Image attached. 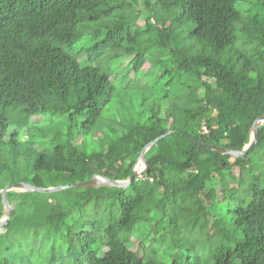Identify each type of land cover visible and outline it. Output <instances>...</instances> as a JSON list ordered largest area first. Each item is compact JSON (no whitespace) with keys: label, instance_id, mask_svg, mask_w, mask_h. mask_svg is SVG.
<instances>
[{"label":"trees","instance_id":"obj_1","mask_svg":"<svg viewBox=\"0 0 264 264\" xmlns=\"http://www.w3.org/2000/svg\"><path fill=\"white\" fill-rule=\"evenodd\" d=\"M261 115L264 0H0V189L128 179L171 131L126 187L7 191L0 264H264V123L189 139Z\"/></svg>","mask_w":264,"mask_h":264},{"label":"water","instance_id":"obj_2","mask_svg":"<svg viewBox=\"0 0 264 264\" xmlns=\"http://www.w3.org/2000/svg\"><path fill=\"white\" fill-rule=\"evenodd\" d=\"M264 123V115L258 116L252 123L251 125V130H250V137L249 140L240 150H233L229 148H225L222 146L214 145L211 143H206L202 141H198L193 139L192 137L189 136V139L198 143L199 145L202 146H207L213 150L219 151L221 153H227L235 157H243L256 143L257 138H258V129L259 125ZM171 131H166L165 133L159 135L156 137L154 140L148 142L141 150L138 158L136 159L132 173L129 176L128 179H109L105 177L104 175L101 174H94L91 178L84 180V181H77L72 184H62V185H55V186H48V187H37L35 185H32L27 182L23 181H18L14 183H8L4 187L0 189V194H1V199L3 203V209H4V214L0 218V232L2 231L3 226L8 222L12 211H13V206L8 202L6 198V192L9 190H16V191H37V192H54V191H59L65 188H72V187H88V186H97L101 184H108L111 186H116V187H126L130 181L135 177L139 176L147 167V160L144 156V153L146 150L153 145L157 140H159L161 137L165 136L167 133ZM142 163V166L139 170L136 169V165L138 162Z\"/></svg>","mask_w":264,"mask_h":264},{"label":"rangeland","instance_id":"obj_3","mask_svg":"<svg viewBox=\"0 0 264 264\" xmlns=\"http://www.w3.org/2000/svg\"><path fill=\"white\" fill-rule=\"evenodd\" d=\"M236 7L242 12H246L248 9H250V11H255V8L253 6H251V3H248L246 1H238L236 3ZM144 15L141 16V19H143ZM129 57H122V59H120L119 61H114V63L112 64V67L115 69L114 73L112 75V80L115 81L116 84H118L119 82H123V84H126V82L129 80V78L132 77V73H129L128 75L125 74L126 72V66H124L126 64V62L128 61ZM121 63H123L122 65H120ZM141 81L142 82H149L151 83L152 78L151 75H142L141 77ZM32 120L34 121H43V116L39 115V116H33ZM26 130V129H25ZM24 130V132H25ZM14 128L11 127L10 130L8 131V137L13 133ZM39 148H42V145H39ZM8 184V183H7ZM146 229V227H145ZM139 232V231H138ZM140 233V232H139ZM163 233V231H162ZM142 235V233H141ZM143 236V235H142ZM145 240H148L147 235L145 234ZM169 239L170 236L169 234L165 233V235L163 236L162 240H160L159 242H157L155 244L156 247V256L158 259L163 260V261H168L169 255L171 253H173V248L171 247V245L169 244ZM131 244V243H130Z\"/></svg>","mask_w":264,"mask_h":264},{"label":"bare ground","instance_id":"obj_4","mask_svg":"<svg viewBox=\"0 0 264 264\" xmlns=\"http://www.w3.org/2000/svg\"><path fill=\"white\" fill-rule=\"evenodd\" d=\"M141 166H142V163L139 161V162L137 163V165H136V169L139 170V169L141 168Z\"/></svg>","mask_w":264,"mask_h":264},{"label":"built area","instance_id":"obj_5","mask_svg":"<svg viewBox=\"0 0 264 264\" xmlns=\"http://www.w3.org/2000/svg\"><path fill=\"white\" fill-rule=\"evenodd\" d=\"M201 130H202L203 132H206V131H207L206 126H205V125H202V126H201Z\"/></svg>","mask_w":264,"mask_h":264}]
</instances>
